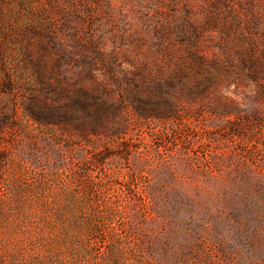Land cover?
<instances>
[{
	"label": "rangeland",
	"instance_id": "obj_1",
	"mask_svg": "<svg viewBox=\"0 0 264 264\" xmlns=\"http://www.w3.org/2000/svg\"><path fill=\"white\" fill-rule=\"evenodd\" d=\"M110 1L92 21L125 50L124 31L144 29L151 2ZM52 2L73 23L92 6L0 0V42L19 74L11 28ZM238 95L245 125L206 116L196 136L168 131L158 146L151 134L163 131L150 122L131 119L122 140L86 143L24 121L14 142L23 153L0 157V264H264V98L255 85ZM133 167L148 179H133Z\"/></svg>",
	"mask_w": 264,
	"mask_h": 264
},
{
	"label": "trees",
	"instance_id": "obj_2",
	"mask_svg": "<svg viewBox=\"0 0 264 264\" xmlns=\"http://www.w3.org/2000/svg\"><path fill=\"white\" fill-rule=\"evenodd\" d=\"M102 1L91 0L76 23L52 2L13 26L20 74L0 42V157L14 161L23 153L14 142L24 121L86 143L122 140L131 119L163 131L151 134L153 143L168 131L196 136L194 123L206 116L248 123L238 94L255 85L264 98V0H150L144 29L124 31L125 50L108 46L92 21ZM102 155L94 157L100 167ZM174 159L182 162L179 153ZM131 175L148 179L135 167Z\"/></svg>",
	"mask_w": 264,
	"mask_h": 264
}]
</instances>
